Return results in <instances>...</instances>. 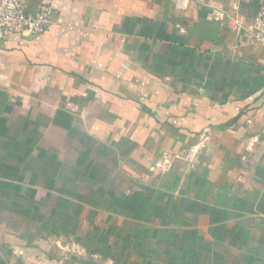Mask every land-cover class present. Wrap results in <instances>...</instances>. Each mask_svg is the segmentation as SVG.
Segmentation results:
<instances>
[{
    "label": "crops",
    "instance_id": "obj_1",
    "mask_svg": "<svg viewBox=\"0 0 264 264\" xmlns=\"http://www.w3.org/2000/svg\"><path fill=\"white\" fill-rule=\"evenodd\" d=\"M24 1L52 22L0 41V264H264V0Z\"/></svg>",
    "mask_w": 264,
    "mask_h": 264
},
{
    "label": "built area",
    "instance_id": "obj_2",
    "mask_svg": "<svg viewBox=\"0 0 264 264\" xmlns=\"http://www.w3.org/2000/svg\"><path fill=\"white\" fill-rule=\"evenodd\" d=\"M51 22L52 11L48 1L41 2L33 11L24 0H0V41L12 32L36 35ZM236 27L245 33L249 45L264 48V6L251 20H237Z\"/></svg>",
    "mask_w": 264,
    "mask_h": 264
},
{
    "label": "trees",
    "instance_id": "obj_3",
    "mask_svg": "<svg viewBox=\"0 0 264 264\" xmlns=\"http://www.w3.org/2000/svg\"><path fill=\"white\" fill-rule=\"evenodd\" d=\"M222 126H227V124H224V125H222Z\"/></svg>",
    "mask_w": 264,
    "mask_h": 264
}]
</instances>
